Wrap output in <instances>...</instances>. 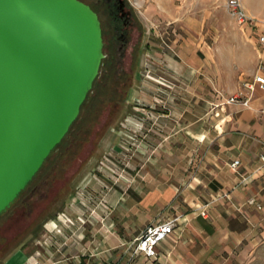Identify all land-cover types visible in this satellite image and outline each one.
I'll return each instance as SVG.
<instances>
[{"label":"rangeland","instance_id":"rangeland-1","mask_svg":"<svg viewBox=\"0 0 264 264\" xmlns=\"http://www.w3.org/2000/svg\"><path fill=\"white\" fill-rule=\"evenodd\" d=\"M127 1L141 24L137 67L129 69L130 49L123 66L133 80L127 103L108 104L113 82L105 83L106 55L92 101L0 215V264H86L89 258L79 255L90 253L92 240L103 245L102 234L118 219L110 207L117 189L137 185L139 169L170 148L177 109L191 100L190 89L205 88L227 102L257 69L256 28L238 24L228 0ZM239 1L254 23L264 24V0ZM174 61L189 64L191 81L177 74ZM254 257L251 264H264V244Z\"/></svg>","mask_w":264,"mask_h":264},{"label":"crops","instance_id":"crops-1","mask_svg":"<svg viewBox=\"0 0 264 264\" xmlns=\"http://www.w3.org/2000/svg\"><path fill=\"white\" fill-rule=\"evenodd\" d=\"M256 26V35H264V24ZM260 51L254 74L264 76V44ZM174 62L177 74L191 81L189 64ZM204 90L190 89L191 100L177 109L168 151L139 169L137 185L117 189L110 207L119 220L102 234L103 245L92 240L90 253L79 255L89 258L86 264L254 262L264 244V168L258 162L264 149V90L254 89L249 108L212 99ZM235 160L239 166L233 170ZM223 193L226 199L211 203ZM249 199L262 208L248 205ZM174 217L177 226L154 259L132 257V243L147 227Z\"/></svg>","mask_w":264,"mask_h":264},{"label":"water","instance_id":"water-1","mask_svg":"<svg viewBox=\"0 0 264 264\" xmlns=\"http://www.w3.org/2000/svg\"><path fill=\"white\" fill-rule=\"evenodd\" d=\"M104 58L79 0H0V215L69 133Z\"/></svg>","mask_w":264,"mask_h":264},{"label":"flooded vegetation","instance_id":"flooded-vegetation-1","mask_svg":"<svg viewBox=\"0 0 264 264\" xmlns=\"http://www.w3.org/2000/svg\"><path fill=\"white\" fill-rule=\"evenodd\" d=\"M86 4L98 16L103 40V53L106 59L109 56L110 65L107 81L112 80L109 94L110 106L118 108L127 103L132 77L123 70L126 55L129 52V69L133 70L138 64L141 24L136 12L127 0H79ZM107 49L104 52V49ZM107 55V57H106Z\"/></svg>","mask_w":264,"mask_h":264},{"label":"built area","instance_id":"built-area-1","mask_svg":"<svg viewBox=\"0 0 264 264\" xmlns=\"http://www.w3.org/2000/svg\"><path fill=\"white\" fill-rule=\"evenodd\" d=\"M228 13L238 24L253 25L256 26L254 20L250 18L245 9L243 8L239 0H228L226 3ZM258 42L264 44V35L258 36ZM256 87L264 90V76L260 74H254L253 77L241 85L236 94L228 99V104H237L244 108L250 107L251 94ZM259 169L264 168V149L258 156ZM239 166V161L235 160L230 164V168L236 170ZM227 194H221L211 201V203L219 200L226 199ZM210 204V203H209ZM209 204H206L201 208L200 216L206 217V209ZM247 204L254 206L257 210L262 207L254 199H249ZM178 223L177 218H170L165 221L155 223L147 227L139 237H137L132 243V257L142 255L147 259H154L157 256L158 245L164 241L167 237L173 234Z\"/></svg>","mask_w":264,"mask_h":264},{"label":"trees","instance_id":"trees-1","mask_svg":"<svg viewBox=\"0 0 264 264\" xmlns=\"http://www.w3.org/2000/svg\"><path fill=\"white\" fill-rule=\"evenodd\" d=\"M101 67H102V65H101ZM100 69H101V68H100ZM98 79H99V77H97L96 80L94 81V83H93V87H92V91L87 95L86 100L84 101L83 105L81 106V109H80V113H81V114H82V112H83L84 107H85L89 102L92 101L93 96H94V93L97 92V91H96V90H97L96 88H97V86H98ZM105 81H106L105 83H106V85H107V84L109 83V81H107V75H106V80H105ZM114 85H115V84H113V86H111V87H115ZM99 88H100V90L102 89L101 87H99ZM105 89H107V88H105ZM98 91H99V89H98ZM101 91H103V89H102ZM101 91L99 92V94L101 93ZM105 91H106V90H105ZM110 92H111V90L108 91V92L106 93V94L108 95V99L110 98V97H109ZM81 114H79V115H81ZM77 119H78V118H77ZM75 122H76V121H75ZM75 122H74V124H75ZM74 124H73V125H74ZM73 125H72V126H73ZM71 128H72V127H71ZM66 136H67V135H66ZM66 136H65V138H66ZM65 138H64V139H65ZM64 139H63V140H64ZM61 143H62V142H61ZM61 143H60V144H61ZM59 146H60V145H58L57 148H56L54 151H56V150L58 149ZM54 151H53V152H54ZM53 152H52V153H53ZM52 153H51V155H52ZM51 155H50V156H51ZM48 159H49V158H48ZM48 159H47V160H48ZM47 160H46V162H47ZM46 162H45V163H46ZM45 163H44V165H45ZM44 165H43V166H44ZM42 168H43V167H42ZM42 168H41V169H42ZM37 174H38V173H37ZM36 176H37V175H36ZM36 176H35V177H36ZM33 180H34V179H33ZM30 184H31V183H30ZM28 186H29V185H28ZM28 186H27V188H28ZM25 190H26V189H25ZM21 194H22V193H21Z\"/></svg>","mask_w":264,"mask_h":264}]
</instances>
